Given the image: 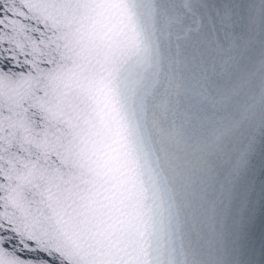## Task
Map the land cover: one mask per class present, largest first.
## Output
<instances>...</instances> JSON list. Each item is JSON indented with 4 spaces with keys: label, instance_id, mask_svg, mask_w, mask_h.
Returning <instances> with one entry per match:
<instances>
[{
    "label": "snow or ice",
    "instance_id": "obj_1",
    "mask_svg": "<svg viewBox=\"0 0 264 264\" xmlns=\"http://www.w3.org/2000/svg\"><path fill=\"white\" fill-rule=\"evenodd\" d=\"M0 264H264V0H0Z\"/></svg>",
    "mask_w": 264,
    "mask_h": 264
},
{
    "label": "water",
    "instance_id": "obj_2",
    "mask_svg": "<svg viewBox=\"0 0 264 264\" xmlns=\"http://www.w3.org/2000/svg\"><path fill=\"white\" fill-rule=\"evenodd\" d=\"M257 226H258V231H259V227L261 226L260 225V220L258 219V221H257Z\"/></svg>",
    "mask_w": 264,
    "mask_h": 264
}]
</instances>
